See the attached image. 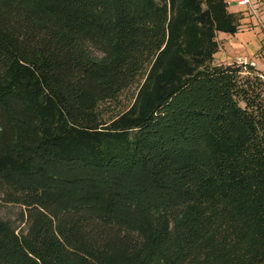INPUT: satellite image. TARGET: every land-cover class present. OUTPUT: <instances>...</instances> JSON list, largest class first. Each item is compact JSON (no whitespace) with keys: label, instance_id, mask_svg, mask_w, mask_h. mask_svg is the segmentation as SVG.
Instances as JSON below:
<instances>
[{"label":"trees","instance_id":"1","mask_svg":"<svg viewBox=\"0 0 264 264\" xmlns=\"http://www.w3.org/2000/svg\"><path fill=\"white\" fill-rule=\"evenodd\" d=\"M227 3L0 0V264L262 263L264 75L212 62Z\"/></svg>","mask_w":264,"mask_h":264},{"label":"rangeland","instance_id":"2","mask_svg":"<svg viewBox=\"0 0 264 264\" xmlns=\"http://www.w3.org/2000/svg\"><path fill=\"white\" fill-rule=\"evenodd\" d=\"M227 8L233 11L232 19L237 22L236 30H217L214 36L217 47L213 52L212 62L237 61L241 55L255 60L254 66L264 75V0H249L248 3H238L237 0H228ZM217 13V12H216ZM219 21L218 15H216ZM137 85H131L125 89L117 98L108 100L104 106L105 115L125 108L134 99ZM19 205H0V216L10 217L19 222ZM264 264V253L260 255Z\"/></svg>","mask_w":264,"mask_h":264},{"label":"built area","instance_id":"3","mask_svg":"<svg viewBox=\"0 0 264 264\" xmlns=\"http://www.w3.org/2000/svg\"><path fill=\"white\" fill-rule=\"evenodd\" d=\"M238 3L244 4V3H248L249 0H237ZM238 62L240 63H250L252 65L255 64V60L253 59H249L246 55H241L238 59Z\"/></svg>","mask_w":264,"mask_h":264},{"label":"crops","instance_id":"4","mask_svg":"<svg viewBox=\"0 0 264 264\" xmlns=\"http://www.w3.org/2000/svg\"><path fill=\"white\" fill-rule=\"evenodd\" d=\"M263 71H264V69H263Z\"/></svg>","mask_w":264,"mask_h":264}]
</instances>
